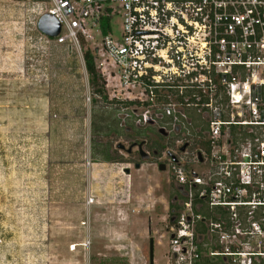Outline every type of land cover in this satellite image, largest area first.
I'll return each mask as SVG.
<instances>
[{"label": "rangeland", "instance_id": "rangeland-1", "mask_svg": "<svg viewBox=\"0 0 264 264\" xmlns=\"http://www.w3.org/2000/svg\"><path fill=\"white\" fill-rule=\"evenodd\" d=\"M31 8L0 0V264H149L150 236L153 264H170L171 169L104 160L117 141L126 144L127 92L114 96L98 71L100 93L84 65L88 42L80 52L38 37ZM119 26L115 17L114 36ZM193 106L175 104L189 116ZM181 139L191 144L181 154L188 168L199 136Z\"/></svg>", "mask_w": 264, "mask_h": 264}, {"label": "built area", "instance_id": "built-area-1", "mask_svg": "<svg viewBox=\"0 0 264 264\" xmlns=\"http://www.w3.org/2000/svg\"><path fill=\"white\" fill-rule=\"evenodd\" d=\"M22 1L32 4L38 37L80 52L88 42L114 96L161 104L173 125L185 116L177 103L203 114L206 172L170 168L183 189L164 216L170 264H264V0ZM44 13L60 24L57 35L38 28ZM168 88L196 92L173 100ZM233 128L244 136L234 139Z\"/></svg>", "mask_w": 264, "mask_h": 264}, {"label": "flooded vegetation", "instance_id": "flooded-vegetation-1", "mask_svg": "<svg viewBox=\"0 0 264 264\" xmlns=\"http://www.w3.org/2000/svg\"><path fill=\"white\" fill-rule=\"evenodd\" d=\"M121 101L124 103L125 100ZM138 103L139 102L134 104L124 103L130 107L129 113H127L129 122L124 126L126 134L128 135V137L124 139L126 144L117 141L115 144L117 150L114 152L113 149H109L107 152L102 153L103 158L112 160L114 158L125 157V159L129 160V165H127L126 168L132 166L137 169L143 163L148 162L154 164L158 169H160L159 165H162L164 170L168 166L171 168L174 163L183 164L181 160L183 157L181 154L186 152L191 144H189L188 140L183 142L181 138L193 134L199 136L197 142L199 143L200 151H202H196L195 162L197 163L194 164L195 168L206 160L208 151L205 149L203 140H208L210 143L207 134V123L203 114L200 111L197 112L195 106H193V108L195 107L194 115L189 116L185 112V116L173 125L170 117L162 112L161 107L158 106L156 110H152V106H145L142 108L139 106L135 107V104ZM178 109L184 111L183 107ZM189 126H191L192 129H190ZM139 127H142L141 131L138 130ZM201 133L203 136H201ZM171 138L174 140L173 142ZM198 152L201 153V160H199ZM146 154H148L147 157L143 159L142 155L145 156ZM173 186L174 192L171 196L177 199L180 195V191L175 184H173ZM172 202L173 201H169V204Z\"/></svg>", "mask_w": 264, "mask_h": 264}, {"label": "trees", "instance_id": "trees-1", "mask_svg": "<svg viewBox=\"0 0 264 264\" xmlns=\"http://www.w3.org/2000/svg\"><path fill=\"white\" fill-rule=\"evenodd\" d=\"M108 22H109V18L108 17H103L102 20H101V23H100V27H101V30L103 33H106L109 29V25H108ZM83 60H84V65H85V69L86 71L88 72L89 76H90V82L95 85V86H99L100 89H99V92H103V81L101 82V84L99 83V73L97 71V68H96V55L93 53L92 49L88 46H85L84 47V50H83ZM168 93H170V90L173 91L175 94H177V97L178 99H182L183 95L185 94H188L187 96H191V92L190 90L189 93L185 92L183 94H178V89L177 88H168ZM220 92V89H219V86L216 85L215 89H214V95L216 96L218 93ZM158 94H160L161 92H157ZM101 98H103L104 100L107 99V95L105 93H102V96ZM125 104H134V103H137L135 100H129V99H126L124 101ZM244 131L240 130V129H236V128H233L232 129V137L234 139H238L239 137H243L244 136ZM204 143H205V149L208 151L210 149V143L208 140H203ZM203 143V144H204ZM128 160V159H127ZM171 205H169V209H171Z\"/></svg>", "mask_w": 264, "mask_h": 264}, {"label": "water", "instance_id": "water-1", "mask_svg": "<svg viewBox=\"0 0 264 264\" xmlns=\"http://www.w3.org/2000/svg\"><path fill=\"white\" fill-rule=\"evenodd\" d=\"M37 26L42 32L49 34L51 36L57 35L59 32V29H60V24L58 23V21L49 13H44L39 17L38 22H37ZM198 154H199V160H201L202 159L201 153L198 152ZM147 155L148 154H146L145 156L142 155V158L145 159L147 157ZM159 168L163 169V166L159 165ZM126 169L127 168H125V170ZM177 188L180 192L183 193V189L180 185L177 186ZM174 200H175V198L171 199V201H174ZM170 219L173 220L174 217L172 216ZM153 244H154V238H153V236H150L149 237V251H150V255H149L150 262H149V264H153Z\"/></svg>", "mask_w": 264, "mask_h": 264}, {"label": "crops", "instance_id": "crops-1", "mask_svg": "<svg viewBox=\"0 0 264 264\" xmlns=\"http://www.w3.org/2000/svg\"><path fill=\"white\" fill-rule=\"evenodd\" d=\"M104 160L106 161L107 159L104 158ZM108 161V160H107Z\"/></svg>", "mask_w": 264, "mask_h": 264}]
</instances>
